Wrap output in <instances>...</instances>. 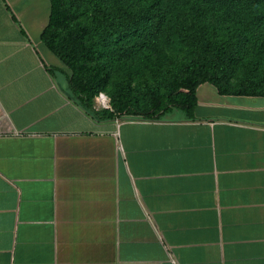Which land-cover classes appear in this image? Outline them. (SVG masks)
<instances>
[{"label": "crops", "instance_id": "obj_1", "mask_svg": "<svg viewBox=\"0 0 264 264\" xmlns=\"http://www.w3.org/2000/svg\"><path fill=\"white\" fill-rule=\"evenodd\" d=\"M49 17L0 0V264H264V95L204 83L192 118L157 120L105 119L96 96L95 118Z\"/></svg>", "mask_w": 264, "mask_h": 264}, {"label": "trees", "instance_id": "obj_2", "mask_svg": "<svg viewBox=\"0 0 264 264\" xmlns=\"http://www.w3.org/2000/svg\"><path fill=\"white\" fill-rule=\"evenodd\" d=\"M189 23L190 31H177ZM217 28L228 37L214 35ZM177 34L192 49L171 74V91L150 100L144 116L131 111L124 95H110L103 118L157 120L180 112L190 119L196 89L204 83L220 94L264 95L256 79L264 59V0H50L40 40L67 68L69 98L101 119L94 97L115 75L162 56ZM175 87L183 91L173 92Z\"/></svg>", "mask_w": 264, "mask_h": 264}, {"label": "rangeland", "instance_id": "obj_3", "mask_svg": "<svg viewBox=\"0 0 264 264\" xmlns=\"http://www.w3.org/2000/svg\"><path fill=\"white\" fill-rule=\"evenodd\" d=\"M171 0H163V2H170ZM183 2V0H180ZM251 20V16L246 17ZM189 24H183L178 27V32L190 31ZM199 28V26H198ZM212 33L218 35L219 38H227L228 35L222 29H214ZM177 34L174 38V43L170 48L160 57H153L147 61H143L136 69L129 72H122L114 77L107 84L106 89L103 91L108 100L110 95L122 94L127 98L128 106L131 111L140 113L144 116L148 111V102L162 93L171 91V76L181 65L190 57L192 45L191 41L182 40ZM214 41V40H212ZM96 65V64H95ZM94 73V72H93ZM94 75V74H92ZM244 80L245 77H240ZM259 82V89L264 91V59L261 62L256 76ZM238 79H231V83L235 84ZM175 91H183L175 87ZM165 117H181L180 112H174L165 115Z\"/></svg>", "mask_w": 264, "mask_h": 264}, {"label": "built area", "instance_id": "obj_4", "mask_svg": "<svg viewBox=\"0 0 264 264\" xmlns=\"http://www.w3.org/2000/svg\"><path fill=\"white\" fill-rule=\"evenodd\" d=\"M97 99L102 108H105V109L109 108V100L104 94H99Z\"/></svg>", "mask_w": 264, "mask_h": 264}]
</instances>
